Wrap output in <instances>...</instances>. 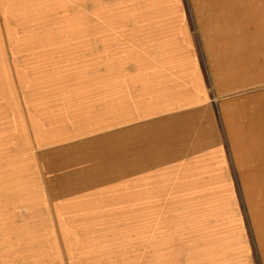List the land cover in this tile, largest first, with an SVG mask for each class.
I'll list each match as a JSON object with an SVG mask.
<instances>
[{
    "label": "rangeland",
    "instance_id": "374dc122",
    "mask_svg": "<svg viewBox=\"0 0 264 264\" xmlns=\"http://www.w3.org/2000/svg\"><path fill=\"white\" fill-rule=\"evenodd\" d=\"M214 251L264 264V0H0V264Z\"/></svg>",
    "mask_w": 264,
    "mask_h": 264
},
{
    "label": "crops",
    "instance_id": "0c3cea01",
    "mask_svg": "<svg viewBox=\"0 0 264 264\" xmlns=\"http://www.w3.org/2000/svg\"><path fill=\"white\" fill-rule=\"evenodd\" d=\"M180 174L182 175L180 181H191L194 183H205V182H216V179H201V178H194L192 176H196L199 172L198 170L202 168V165L200 166L198 163L191 164L189 166L180 165ZM188 176V177H186ZM220 187V184H219ZM191 189H182L180 190V197L184 198L186 197V201H183V204H187L186 210L195 207L196 211L198 213L197 221L192 224L193 227L190 229L188 228L189 221L187 218L184 217L185 211L182 210V217L178 220L181 227V233H180V244L184 245L185 242L189 245L194 242L199 243L200 240H213L216 239V224H213V220L216 219V190L211 189H205V188H196V190ZM199 197L204 198L208 200L203 201H193L191 197ZM191 198V199H189ZM196 204L195 206H190V204ZM182 204V205H183ZM205 208L207 210H205ZM184 209V208H183ZM178 225V224H177ZM187 228V229H186ZM208 240V241H209ZM175 244V243H174ZM197 251V250H196ZM198 252V251H197ZM216 251L213 252V254H203V255H196V258L191 256H185L178 259L181 264H216V255H214ZM200 253V252H199ZM177 258L172 259V262L170 264H173V261L178 262ZM186 259V260H184ZM175 264V263H174ZM177 264V263H176Z\"/></svg>",
    "mask_w": 264,
    "mask_h": 264
},
{
    "label": "bare ground",
    "instance_id": "6f19581e",
    "mask_svg": "<svg viewBox=\"0 0 264 264\" xmlns=\"http://www.w3.org/2000/svg\"><path fill=\"white\" fill-rule=\"evenodd\" d=\"M187 214V213H186Z\"/></svg>",
    "mask_w": 264,
    "mask_h": 264
}]
</instances>
